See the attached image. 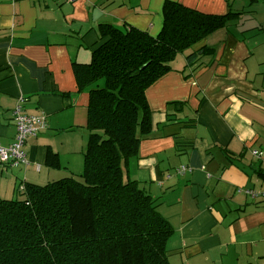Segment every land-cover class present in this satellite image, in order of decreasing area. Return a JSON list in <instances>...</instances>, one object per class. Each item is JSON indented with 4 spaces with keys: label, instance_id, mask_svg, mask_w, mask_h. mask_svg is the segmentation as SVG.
I'll list each match as a JSON object with an SVG mask.
<instances>
[{
    "label": "crops",
    "instance_id": "0c3cea01",
    "mask_svg": "<svg viewBox=\"0 0 264 264\" xmlns=\"http://www.w3.org/2000/svg\"><path fill=\"white\" fill-rule=\"evenodd\" d=\"M166 1L0 0V144L15 140L17 105L47 118L25 145L28 164L0 162V196L83 171L74 143L88 128L89 94L74 65L91 61L101 24L157 35ZM172 1L226 14L237 0ZM248 11L197 43L192 51L207 50L196 60L180 53L147 90L152 129L124 174L173 227L172 263L264 264V12Z\"/></svg>",
    "mask_w": 264,
    "mask_h": 264
},
{
    "label": "trees",
    "instance_id": "16d2710c",
    "mask_svg": "<svg viewBox=\"0 0 264 264\" xmlns=\"http://www.w3.org/2000/svg\"><path fill=\"white\" fill-rule=\"evenodd\" d=\"M240 14L167 0L155 36L100 25L91 61L74 65L78 89L89 94L84 169L45 184L23 181L15 197L0 196V264H178L167 249L173 227L124 167L152 129L148 88L178 54L196 60L207 49L192 48Z\"/></svg>",
    "mask_w": 264,
    "mask_h": 264
},
{
    "label": "built area",
    "instance_id": "2783aa9c",
    "mask_svg": "<svg viewBox=\"0 0 264 264\" xmlns=\"http://www.w3.org/2000/svg\"><path fill=\"white\" fill-rule=\"evenodd\" d=\"M14 123L17 133L13 143L8 146L0 144V161L8 164L29 163V158L25 150V145L30 137H36L47 127V118L42 114L30 115L23 111L19 104L14 110ZM257 156L260 152H254ZM189 169L188 166H182L178 171L185 173ZM264 195V191L262 192Z\"/></svg>",
    "mask_w": 264,
    "mask_h": 264
},
{
    "label": "rangeland",
    "instance_id": "374dc122",
    "mask_svg": "<svg viewBox=\"0 0 264 264\" xmlns=\"http://www.w3.org/2000/svg\"><path fill=\"white\" fill-rule=\"evenodd\" d=\"M232 8H233L232 11H234V12H236L237 10H239V12H242V14L237 15L236 18H233V21L236 22L237 19H240V18H238L239 16L250 14L251 12H249L248 10L251 8H255V12H264V0H237L235 2V4L232 6ZM242 35L243 34L240 33L241 37H243ZM260 38H264V37L261 36ZM251 43H254V42H251ZM182 57H184L182 54H178L176 59L179 60ZM64 135H67V134H64ZM77 136H78V138H77ZM88 137H89L88 128L84 129V130L80 131L78 134H76V141H75L74 145L79 147L81 156H84V153L87 149L88 140H89ZM80 173H76V175H78ZM47 182L48 181L43 180L39 184H45ZM7 198H11V197H7Z\"/></svg>",
    "mask_w": 264,
    "mask_h": 264
}]
</instances>
